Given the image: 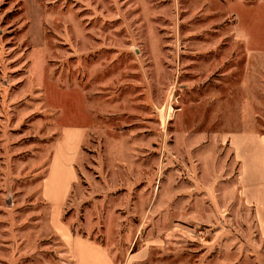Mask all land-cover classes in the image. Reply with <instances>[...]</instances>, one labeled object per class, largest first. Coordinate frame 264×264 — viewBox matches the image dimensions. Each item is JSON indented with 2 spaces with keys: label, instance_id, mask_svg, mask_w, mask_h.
<instances>
[{
  "label": "rangeland",
  "instance_id": "1",
  "mask_svg": "<svg viewBox=\"0 0 264 264\" xmlns=\"http://www.w3.org/2000/svg\"><path fill=\"white\" fill-rule=\"evenodd\" d=\"M237 132L264 137V0H0V264H69L64 233L264 264Z\"/></svg>",
  "mask_w": 264,
  "mask_h": 264
},
{
  "label": "crops",
  "instance_id": "2",
  "mask_svg": "<svg viewBox=\"0 0 264 264\" xmlns=\"http://www.w3.org/2000/svg\"><path fill=\"white\" fill-rule=\"evenodd\" d=\"M227 142L238 164L237 191L241 202L253 209L259 231L264 233V137L256 132H237ZM62 237L69 244V264H130L128 259L115 261L104 247L85 238L66 233Z\"/></svg>",
  "mask_w": 264,
  "mask_h": 264
}]
</instances>
